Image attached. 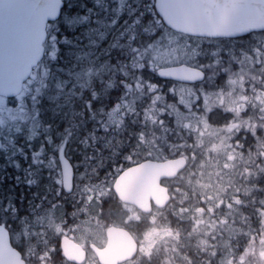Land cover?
<instances>
[{"label": "rangeland", "instance_id": "374dc122", "mask_svg": "<svg viewBox=\"0 0 264 264\" xmlns=\"http://www.w3.org/2000/svg\"><path fill=\"white\" fill-rule=\"evenodd\" d=\"M142 32H146V34L149 33V31L142 30V27H140L137 33L141 34ZM263 41H264V35H254L248 37V39L243 40L241 42H243L245 45L244 47L246 51L245 54L252 57H256L259 61H261L262 63L261 68L264 74ZM145 43L146 44H144V47H142L141 49L135 48L136 52L134 51L133 57L130 61L128 59H125L124 56L117 57L116 62L111 66L103 61H100V58L96 63H95L96 59H93L91 61L83 59L80 62V68H78L74 73L71 72L68 73L67 72L68 69L66 70L61 67H55L49 70L50 64L48 63H46V65L42 64V66L40 68H37L34 74L32 75V77L27 81L22 93L16 98V100L15 98L14 100L0 98V122L3 125L2 127L0 126L1 131H3L0 133V143L5 141L6 139H9L8 137L9 134L14 132L12 130L19 131L18 134L23 137L22 139H19V146H21L23 152H30L31 154V157L25 156L23 158L25 159L30 158L31 161L34 162L35 164L38 163V160L40 161L41 158L40 156L43 155V153L40 150V147H45L44 144L42 143L44 141L46 142V139L43 138L45 137V134L49 133V131L42 132L37 130V128L40 127L42 123V119L40 120L38 114L39 116L43 115V117L47 119L49 118V112H48L49 109L50 110L52 109L53 112V109L55 108L59 111V113H62L63 106L65 109V105H66L65 102L66 98H61L62 96L65 97V93H66V88L63 86L65 83H68V81L71 82V80L75 78V79H83L84 84L94 82V80H96L95 74L97 72L101 71L102 69L116 67V71L121 72L120 74H122V76L103 77L101 74H99L97 77L101 82L107 80V83H105L106 87L103 85L106 89L112 90L119 88L120 92L118 96L113 99V102L110 103L109 106H106L104 104L101 107L102 109H100V113H98L101 116L98 115L99 117H97V120L88 118L89 121L91 122L86 123L85 127L82 128V131H78L75 133V131L77 130L75 128L76 125L74 128L70 127L69 132H74L76 134L73 135L72 138L73 140L71 139V143L75 142V140L77 141V138L81 140V141L78 140V143L81 142V145L80 144L73 145V147H75V150H79L84 153V150L82 149L83 147L82 144H92L91 146L94 152H102L104 154L101 157L108 158V156L106 157L105 154L113 152V150L119 148L127 147L130 149H140V153H144V149L147 147H159L166 149L178 148L176 142L173 141L172 134H165L158 131L154 125L150 123H146L140 120L138 117L144 115L143 110L147 107V105H152L151 107L155 106V104L151 102V93L145 91L141 86V88L139 89L133 88L132 93L128 95L127 90L122 91V87L126 83L128 77H131L133 75L131 69L137 67V63L139 62L137 56H143L142 54H144L146 59L151 62L150 67H148L151 69V67H153V65L155 64L163 66L170 62L173 63L175 61H178L179 58L178 52L182 53V56L185 58H191V59L198 58L199 60H201L202 58L207 57L208 52L218 51L219 47H221L224 44V42L212 43L209 41L205 42L204 40L202 41L196 39H189L185 37L178 38L177 34L176 35L163 34L160 36L159 33L157 31L155 32L154 30L150 35L149 41L148 38H145ZM125 55L127 56L128 53H125ZM95 67H97V71L94 70ZM62 72H64L67 75L66 78L63 77V75H61ZM105 74H107V72ZM140 75L141 73L137 74L136 72L137 77L136 76L135 77L139 79L141 77ZM153 96L157 97L156 94H153ZM31 97H32L31 99L32 102L31 104L27 105V99ZM71 105L73 109L78 110L75 107L74 101L71 102ZM261 105H262V109H264V93H263V99ZM120 106L125 107L128 113H126L124 108H121ZM68 108L70 109V104ZM262 112L264 116V111ZM127 115L129 116V118H127ZM146 115H148V113H146ZM58 119L59 122L57 125L62 123L63 116H59ZM98 120L99 123H97ZM89 127H91L93 132L92 133L84 132L85 134L84 133L82 134V132L87 130V128ZM97 127H101L103 130L96 132ZM57 132H58L57 134H63L64 132H67V130L66 131L58 130ZM103 132H107L109 134L110 133H117V134L115 136L114 135L107 136V135H102ZM225 132L226 131L222 132V134H224ZM214 133L217 135H221L217 131H214ZM82 136L87 137L89 139H94L95 136V139L96 138L97 139L83 140ZM179 136L182 135L179 134ZM208 138L211 139L212 135H208ZM97 142H99L100 145H98ZM48 149L50 148L48 147L45 148V151L48 152L47 151ZM43 156H47V155L44 154ZM51 168L52 167L49 164L47 170L49 169L50 171L49 172L47 171V173L44 172L42 176L43 181L47 180V183L46 185L43 184L41 186L42 187L41 190L40 189L38 190L39 193L45 194V196L40 194L37 195V190L34 191L36 192V194L34 195L32 194L34 196L33 198H35L36 196V200H34V203L37 201V199L38 202H41L44 199L45 201H47L44 202V204L42 205L36 206L34 204L35 206L31 207L32 209L30 210V212L32 213L33 216L29 215L28 217V215L23 214L24 216L21 215L20 217L18 215V217L15 220L13 219V221H11L12 215L9 214L8 212H6L5 214L6 211L5 208L6 207L9 208L10 202L7 204L5 203L4 205L1 206V208L4 211L0 213V221L3 224H7V227L9 226L12 228L11 230H12L13 242L14 243L16 242L15 244L18 246L22 245L21 247L24 249L23 252L27 257L29 264H64L63 261L57 262L55 260L56 257H54L55 251H58L60 249L59 240L62 234L64 232L65 233L69 232V234H72L73 236L78 238L84 237L85 235L74 228L69 229L67 225H62L61 218L62 216H65L67 212L64 211V214L63 212L59 213L57 209H62V207L64 206H66L67 208L69 206L71 210L73 205L77 207H81L83 205L84 207H86L85 202H97L99 200H102L96 198V195H98L99 193H105L106 185L104 184V177H107L109 174L113 173L114 170L116 169V167L114 166H108L106 169H103L100 175L104 177L100 179H97L98 173L95 172V170L94 171L78 170V174H77L78 184L72 196L67 197L66 199L60 198L61 200L59 202L57 201L53 203L47 199L48 196L46 195L50 190L51 194L53 193L51 196H57L59 187L54 182V174L52 173ZM88 172L90 173V175ZM22 176L25 177V173L22 174ZM27 188L29 191L32 190L28 185ZM59 196H62V194H59L58 197ZM90 196L92 199H89ZM6 200L10 201L11 198L6 196ZM103 201L105 208H108V206L112 204V201L110 199H108L107 201L103 199ZM58 204L63 206L61 207ZM45 205H47L48 207ZM87 206L89 207V203ZM109 215H111V213H109ZM54 229L57 231H55ZM100 233L101 232H97L89 236H94ZM78 238L76 239L79 240ZM233 244H235V241H233ZM234 252L238 255L239 262L241 263L264 264V236H261L259 234L257 236H255V234L248 236L245 242V247H243V249L241 250L238 249V245L236 244V247H234ZM37 256H39V260L36 259Z\"/></svg>", "mask_w": 264, "mask_h": 264}, {"label": "clouds", "instance_id": "9594fccd", "mask_svg": "<svg viewBox=\"0 0 264 264\" xmlns=\"http://www.w3.org/2000/svg\"><path fill=\"white\" fill-rule=\"evenodd\" d=\"M241 130L251 137L246 145L234 140ZM187 148L160 179L161 202H86L87 209L73 205L61 224L85 238L113 223L125 228L137 241L126 264H239L233 241L264 236V116L211 139L196 135Z\"/></svg>", "mask_w": 264, "mask_h": 264}, {"label": "flooded vegetation", "instance_id": "af4514ba", "mask_svg": "<svg viewBox=\"0 0 264 264\" xmlns=\"http://www.w3.org/2000/svg\"><path fill=\"white\" fill-rule=\"evenodd\" d=\"M177 35L178 38L185 37L212 43L224 42V44L219 47L218 51L208 52L207 57L201 60L198 58H185L182 56V53L178 52V61L163 65L183 64L189 68H193L196 76L189 77L190 80L186 81L161 77L158 74V70L163 66L155 64L150 69L148 68L151 64L150 61L147 59L143 61L139 60L137 67L131 69L133 75L128 77L129 83L126 84V87L128 88V95L132 93L133 88L139 89L141 86L145 91L151 93V102L155 104V106L151 107L152 105H147L143 110L144 115L138 117L140 120L154 125L158 131L165 134H172L173 141L176 142L178 148L166 149L147 147L144 149V153H140V149H130L126 147L113 150V152H110L113 154L107 153L105 155L106 157L108 156V158H102L101 155L104 153L94 152L91 144H82L84 153L75 150L73 145L78 144V142L75 141V143H71V139L75 134L74 132L67 131L63 134L49 132L45 134L43 138L46 139V142L42 143L45 147H40L43 155L46 153L47 156L41 155L40 161H47V164L51 165V171L54 174V182L59 187L58 195L62 194V196L59 197L58 195L50 196V198H47L49 201L55 203L57 201L59 202L61 200L60 198L66 199L72 196L78 184V170H95L98 173L97 179H100L104 177L100 175L103 169H106L108 166H114L116 167L114 172L104 177V184L106 185L105 193L96 195V198H101L106 201L110 199L113 202V198L116 197L112 187L113 182L115 177L119 174L118 172L123 169L145 160L163 161L167 160V158H174L181 152L188 150V142L196 135L205 137L206 134L207 136L212 135L214 131L222 134V132L229 130L233 125L239 127L242 121L247 120L251 123L260 120V117L263 116L261 102L264 93L262 63L256 57L245 54V45L241 42L247 35H250V33L236 38L193 37L181 33H177ZM142 55L145 56L144 54ZM136 72L137 74L141 73L139 79L136 78ZM153 94H156L157 97H154ZM120 107L124 108L125 112L128 113L125 107ZM146 113H148V115H146ZM127 118H129L128 115ZM116 134L117 133L109 134L103 132L102 135L115 136ZM179 134L182 136H179ZM83 140L94 139L84 137ZM234 140L240 141L246 145L251 140V137L241 130V132L234 137ZM71 144L72 146H70ZM79 144H81V142H79ZM97 144L100 145L99 142H97ZM46 146L50 148L47 150L48 152L45 151V148H47ZM60 151L63 152V156H65L71 164L74 173L73 190L70 193H66L61 184ZM80 152L81 155L84 156H81ZM46 171L49 172L50 170ZM89 199L92 198L90 197ZM87 205L88 203H86L85 209L88 208ZM59 206L62 207L63 205ZM62 210L64 214V211H69L70 207H62ZM110 226L123 228L115 223L110 224ZM106 229L100 234H96L93 237L88 236L87 238H85V236L78 238L69 234V232H64L62 236H68L84 250L85 258L80 264H100L93 246L102 248L105 245ZM128 233L130 234L129 231ZM254 234L255 236L258 235V233ZM149 236V233H145V239H148ZM134 240L136 241L135 238ZM246 240L247 237L239 238L235 240V244L233 245L236 247L237 244L238 249L242 250L243 247H245ZM13 244L20 250L26 264H29L23 252L24 249L15 243ZM59 251L61 250L59 249ZM57 256L58 254L54 255V257ZM64 259L65 258L62 256L63 263L73 264ZM120 264H126V261ZM239 264L244 263L239 262Z\"/></svg>", "mask_w": 264, "mask_h": 264}, {"label": "water", "instance_id": "95a60500", "mask_svg": "<svg viewBox=\"0 0 264 264\" xmlns=\"http://www.w3.org/2000/svg\"><path fill=\"white\" fill-rule=\"evenodd\" d=\"M63 5V0H0L1 96L15 97L22 91L32 68L43 57L47 24L59 18ZM154 8L165 26L190 36L235 38L264 30V0H154ZM194 71L185 65H176L160 68L158 74L186 81L196 76ZM61 152L62 186L69 193L74 173ZM179 163L175 158L163 162L146 160L128 167L115 179L114 191L122 201L133 200L142 208H147L150 201L159 203L163 197L160 179L172 173ZM106 238V246H93L100 264L126 261L137 247V242L123 228L109 226ZM60 248L69 262L84 261V250L68 236L60 239ZM0 264H25L2 225Z\"/></svg>", "mask_w": 264, "mask_h": 264}, {"label": "trees", "instance_id": "16d2710c", "mask_svg": "<svg viewBox=\"0 0 264 264\" xmlns=\"http://www.w3.org/2000/svg\"><path fill=\"white\" fill-rule=\"evenodd\" d=\"M153 1L154 0H64V6L60 17L49 27L45 57L37 68H40L42 64L46 65V63H48L50 64L49 70L55 67H61L66 70L68 69V73H74L80 68V62L83 59L88 61L96 59V63L100 58V61L110 66L116 62L117 57L124 56L125 59L130 61L134 51L136 52L135 48L141 49L144 47V44H146L145 38H148L149 41L152 31H157L160 36L163 34H175L168 29L159 18L154 10ZM140 27H142V30L149 31V33L146 34V32H142L143 34H138L137 32ZM254 35H264V31L253 32L247 35L244 40ZM125 53H128V55L126 56ZM137 59L143 61L146 60V57L137 56ZM94 70L97 71V67H95ZM106 72L107 74H105ZM120 73L121 72L116 71V67H112L97 72L94 82L84 84L83 79L73 78L71 82L68 81V83H65L63 86L66 88L65 97H61L66 98L65 109L63 106L62 113H59L55 108L53 112L52 109H49V118L47 119H45L43 115L39 116L38 114L40 120L42 119V123L37 130L42 132H57L58 130L70 131V127L74 128L76 125V129L82 131L86 122H91L88 118L92 116L91 119L97 120L98 115H100L98 111L102 109L101 107L104 104L109 106L120 92L119 88L112 90L106 89L105 83H107V80L101 82L97 76L101 74L103 77H120L122 76ZM61 75L65 78L67 77L64 72H62ZM128 83L129 81L127 79L122 87V91L128 90L126 87ZM101 97L103 99H101ZM31 99L32 97L27 99V105L31 104ZM72 101H74L75 107L78 110L73 109L71 105ZM69 104L70 109L68 108ZM97 109L99 110L97 111ZM96 112H98L97 115H95ZM59 116H63V121L57 125ZM97 123H99V120ZM0 126H3L1 122ZM12 131L14 132L9 134V139L0 143V213L4 211L1 206L10 202L9 208H5V214L6 212H12L11 221H13V219L15 220L18 217L17 215L20 216L24 214L32 216V213L29 212L32 209L31 206H39L47 202L45 199L38 202L37 199L34 203L36 197L32 198L33 195L36 194V192H34L35 190H37V195L40 194L45 196V194L39 193L38 190L42 188L41 186L43 184L46 185L47 180L43 181L42 176L44 172L47 173V167L45 165L47 162L38 160V163L35 164L30 158H23L25 156L31 157V154L30 152H23L21 146H19V139L23 138L18 134L19 131ZM88 131H91V133L93 132L90 127L83 132ZM98 131H102V128L97 127L96 132ZM1 132L3 131L0 129V133ZM40 169L42 171H39ZM24 173L25 177L22 176ZM33 176H35V178ZM39 179H41L40 182H38ZM25 184H28V186L32 184L30 187L32 189L31 192H29ZM51 195L49 190L46 196L49 198ZM6 196L10 197L11 200L7 201ZM24 205L27 207H23ZM57 211L59 213L63 212L62 209H57ZM0 223L2 222L0 221ZM4 225L7 226V224ZM9 228L12 229L11 227ZM60 252L61 251L58 250L54 253L59 256L55 258L56 261L60 259L57 262L62 261V254Z\"/></svg>", "mask_w": 264, "mask_h": 264}, {"label": "bare ground", "instance_id": "6f19581e", "mask_svg": "<svg viewBox=\"0 0 264 264\" xmlns=\"http://www.w3.org/2000/svg\"><path fill=\"white\" fill-rule=\"evenodd\" d=\"M95 88H96V87H95ZM99 91H100V90H99ZM100 93H101V92H100ZM98 94H99V93H98ZM102 94H103V93H102ZM101 96H102V95H101ZM98 97H99V96H98ZM99 99H100V98H99ZM101 99H103V98L101 97ZM101 99H100V100H101ZM91 103H92V102H91ZM101 103H102V102H101ZM99 104H100V103H99ZM90 105H91V104H90ZM99 106H100V105H99ZM100 107H101V106H100ZM88 108H89V107H88ZM97 108H98V106H97ZM98 110H99V109H97V111H98ZM98 112L100 113V111H98ZM98 112H96L95 115H97ZM107 114H108V113H107ZM88 116H89V115H88ZM100 116H101V115H100ZM80 117H81V116H80ZM83 117H84V116H83ZM91 117H92V116H91ZM91 117H90V118H91ZM98 117H99V116H98ZM87 118H88V117H87ZM93 118H94V117H93ZM81 119H82V118H81ZM86 120H87V119H86ZM86 120H85V121H86ZM101 120H102V119H101ZM110 120H111V119H110ZM82 121H83V120H82ZM102 121H103V120H102ZM82 123H83V122H82ZM86 123H87V122H86ZM92 123H93V122H92ZM126 123H127V122H126ZM106 125H107V124H106ZM103 126H104V125H103ZM103 126H102V127H103ZM84 127H85V126H84ZM95 127H96V126H95ZM75 128H76V127H75ZM90 128H91V127H90ZM93 129H94V128H93ZM88 130H89V129H88ZM102 130H103V129H102ZM76 132H78V130H76L75 133H76ZM90 132H91V131H90ZM83 133H84V132H83ZM83 133H82V134H83ZM85 133H87V132H85ZM85 133H84V134H85ZM88 133H89V131H88ZM78 134H79V133H78ZM96 134H97V133H96ZM75 135H76V134H75ZM94 135H95V134H94ZM61 136H62V135H61ZM84 136H85V135H84ZM75 137H76V136H75ZM82 137H83V136H82ZM72 138H73V137H72ZM83 138H84V137H83ZM33 139H34V138H33ZM53 139H55V138H53ZM77 139H79V138H77ZM94 139H95V136H94ZM96 139H97V138H96ZM96 139H95V140H96ZM108 139H109V138H108ZM48 140H49V139H48ZM72 140H73V139H72ZM113 140H115V139H113ZM29 141H30V140H29ZM42 141H43V140H42ZM75 141H76V140H75ZM77 141H78V140H77ZM80 141H81V140H80ZM100 141H101V140H100ZM111 141H112V140H111ZM24 142H25V141H24ZM44 142H45V141H44ZM74 143H75V142H74ZM92 143H93V142H92ZM23 145H24V144H23ZM25 145H26V144H25ZM80 145H81V144H80ZM84 145H85V144H84ZM88 145H89V144H88ZM91 145H92V144H91ZM113 145H115V144H113ZM71 146H72V145H71ZM46 147H47V146H46ZM71 150H72V149H71ZM89 150H90V149H89ZM98 150H99V149H98ZM96 151H97V150H96ZM102 151H103V150H102ZM108 152H109V151H108ZM61 153H62V152H61ZM72 153H73V152H72ZM78 153H79V152H78ZM82 153H83V152H82ZM101 153H102V152H101ZM45 154H46V153H45ZM62 154H63V153H62ZM95 154H96V153H95ZM54 155H55V154H54ZM63 155H64V154H63ZM80 155H81V152H80ZM105 155H106V154H105ZM81 156H84V155H81ZM101 156H102V155H101ZM64 157H65V156H64ZM76 157H77V156H76ZM89 157H90V156H89ZM79 159H80V158H79ZM26 163H27V162H26ZM19 164H20V163H19ZM46 164H47V163H46ZM46 164H45V165H46ZM80 164H81V163H80ZM26 165H27V164H26ZM28 165H29V164H28ZM47 165H48V164H47ZM47 165H46V167H48ZM93 165H94V164H93ZM95 166H96V165H95ZM107 166H108V165H107ZM37 167H38V166H37ZM37 167H36V168H37ZM43 167H45V166H43ZM31 168H32V167H31ZM34 168H35V167H34ZM24 169H25V168H24ZM41 169H42V168H41ZM41 169H40L39 171H42V170H43V169H42V170H41ZM45 169H46V168H45ZM45 169H44V170H45ZM101 169H102V168H101ZM48 170H49V169H48ZM85 170H86V169H85ZM109 170H110V169H109ZM29 171H30V170H29ZM36 171H37V169H36ZM118 171H119V170H118ZM95 172H97V171H95ZM27 173H31V172H27ZM27 173H26V175H27ZM88 173H89V172H88ZM104 173H105V172H104ZM118 173H119V172H118ZM33 175H34V174H33ZM35 175H36V174H35ZM39 175H40V174H39ZM89 175H90V173H89ZM27 176H28V175H27ZM29 176H30V175H29ZM31 177H32V176H31ZM31 177H30V178H31ZM33 177L35 178V176H33ZM45 177H47V176H45ZM52 177H53V176H52ZM87 177H88V176H87ZM38 178H39V177H38ZM40 178H41V176H40ZM88 178H89V177H88ZM91 179H92V178H91ZM36 180H37V179H36ZM40 180H41V179H39L38 182H40ZM94 180H95V179H94ZM90 181H91V180H90ZM38 182H37V183H38ZM42 182H43V181H42ZM25 183H27V182H25ZM31 183H32V180H31ZM33 184H34V183H33ZM40 184H42V183H40ZM85 184H86V183H85ZM27 185H28V184H27ZM35 185H36V184H35ZM20 186H21V185H20ZM31 186H32V184H31ZM31 186H29V187H31ZM87 186H88V185H87ZM22 188H23V187H22ZM49 188H50V187H49ZM95 189H96V188H95ZM40 190H41V189H40ZM48 190H49V189H48ZM55 190H56V189H55ZM74 190H75V189H74ZM96 191H97V190H96ZM29 192H31V191H29ZM29 192H28V193H29ZM85 192H86V191H85ZM92 192H93V191H92ZM80 193H81V192H80ZM86 193H87V192H86ZM47 194H48V193H47ZM52 194H53V193H52ZM75 194H76V193H75ZM88 195H89V194H88ZM88 195H87V196H88ZM85 196H86V195H85ZM85 196H84V197H85ZM33 197H34V196H33ZM33 197H32V198H33ZM35 197H36V196H35ZM90 197H91V196H90ZM37 198H38V197H37ZM100 199H101V198H100ZM102 200H103V199H102ZM26 203H27V202H26ZM60 203H61V202H60ZM112 203H113V202H112ZM50 204H51V203H50ZM19 205H20V204H19ZM22 205H23V204H22ZM22 205H21V206H22ZM58 205H59V204H58ZM45 206H47V205H45ZM23 207H27V206L24 205ZM23 207H22V208H23ZM31 207H32V206H31ZM47 207H48V206H47ZM53 207H55V206H53ZM64 207H65V206H64ZM76 207H77V206H76ZM25 209H26V208H25ZM27 210H28V209H27ZM40 210H41V209H40ZM50 210H51V209H50ZM24 211H25V210H24ZM47 211H48V210H47ZM51 211H52V210H51ZM29 212H30V211H29ZM55 212H56V211H55ZM11 213H12V212H11ZM11 213H9V214H11ZM60 213H61V212H60ZM42 214H43V213H42ZM47 214H48V213H47ZM40 215H41V214H40ZM17 216H18V215H17ZM23 216H24V215H23ZM32 216H33V215H32ZM20 217H21V215H20ZM26 217H27V216H26ZM28 217H29V215H28ZM39 217H40V216H39ZM56 217H57V216H56ZM35 218H37V217H35ZM44 218H45V217H44ZM32 219H33V217H32ZM40 219H41V218H40ZM55 219H56V218H55ZM26 220H27V218H26ZM37 220H38V219H37ZM31 221H32V220H31ZM53 221H54V220H53ZM26 222H27V221H26ZM28 222H29V221H28ZM38 222H39V221H38ZM69 222H70V221H69ZM9 223H10V222H9ZM40 223H41V222H40ZM28 225H29V224H28ZM37 225H38V224H37ZM40 225H41V224H40ZM55 225H56V224H55ZM18 228H19V227H18ZM39 228H40V227H39ZM48 228H49V227H48ZM55 228H56V227H55ZM36 229H37V228H36ZM13 230H14V229H13ZM54 230H55V229H54ZM41 231H42V230H41ZM44 231H45V230H44ZM55 231H57V230H55ZM16 232H17V231H16ZM75 232H76V231H75ZM39 234H40V233H39ZM41 234H42V233H41ZM51 234H52V233H51ZM58 234H59V233H58ZM76 234H77V233H76ZM80 234H81V233H80ZM35 235H36V234H35ZM71 235H72V234H71ZM77 235H78V234H77ZM92 237H93V236H92ZM41 238H42V237H41ZM44 238H45V237H44ZM46 239H47V238H46ZM49 239H51V238H49ZM28 240H29V239H28ZM36 240H37V239H36ZM39 240H40V239H39ZM26 241H27V240H26ZM55 242H56V241H55ZM15 243H16V242H15ZM40 243H41V242H40ZM44 243H45V242H44ZM33 244H34V243H33ZM35 244H36V243H35ZM37 244H38V243H37ZM106 244H107V238H106V243H105L104 246H106ZM27 245H28V244H27ZM31 245H32V244H31ZM46 245H47V244H46ZM21 246H22V245H21ZM104 246H103V247H104ZM29 248H30V247H29ZM36 248H37V247H36ZM43 249H44V248H43ZM54 249H55V248H54ZM41 250H42V249H41ZM28 255H29V254H28ZM43 257H44V256H43ZM44 258H45V257H44ZM44 258H43V259H44ZM58 260H60V259H58ZM58 260H57V261H58ZM64 260H65V259H64ZM49 261H50V260H49ZM32 262H33V261H32ZM44 262H45V261H44Z\"/></svg>", "mask_w": 264, "mask_h": 264}]
</instances>
